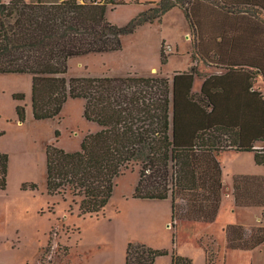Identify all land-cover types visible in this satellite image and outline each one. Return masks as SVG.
I'll list each match as a JSON object with an SVG mask.
<instances>
[{"label":"trees","instance_id":"trees-1","mask_svg":"<svg viewBox=\"0 0 264 264\" xmlns=\"http://www.w3.org/2000/svg\"><path fill=\"white\" fill-rule=\"evenodd\" d=\"M139 3V0H134ZM126 0H0V75H30L36 120L57 118L69 99L84 100L83 116L98 126L80 149L46 148L47 192L79 197L80 215L105 212L115 180L139 168L133 198L171 199L172 220L216 221L225 192L220 155L253 153L264 166V0H161L127 24L109 20V10ZM180 8L199 58L221 73L203 75L193 62L188 71L165 76L66 77L73 58L123 50V37L146 24L162 23ZM164 43V42H163ZM238 51V52H237ZM164 44L161 65L168 63ZM202 77L201 91L194 90ZM25 100L24 92L12 94ZM18 121L27 120L17 105ZM1 117V116H0ZM132 171V172H133ZM9 155L0 152V190L8 186ZM236 207L262 209L264 175L234 174ZM25 182L22 190H38ZM71 207V206H70ZM228 249L252 251L264 244V224L250 231L240 224L224 229ZM176 234L173 235V243ZM206 264H215L217 250ZM171 254L172 264H195L177 249L129 243L125 264H156Z\"/></svg>","mask_w":264,"mask_h":264},{"label":"rangeland","instance_id":"rangeland-1","mask_svg":"<svg viewBox=\"0 0 264 264\" xmlns=\"http://www.w3.org/2000/svg\"><path fill=\"white\" fill-rule=\"evenodd\" d=\"M139 1L126 0L127 5L110 9L109 20L123 26L161 0ZM192 40L183 11L175 7L162 23L146 24L124 36L123 50L71 59L66 77L158 75L172 79L173 71L186 69L189 62L190 66L197 64L203 75L223 72L196 54H187L195 52ZM163 44L167 56H172L164 67L160 61ZM202 80L197 77V89ZM259 87L264 88V83ZM31 90L30 75H0V152L9 155L8 186L0 190V264H125L129 243L170 252L175 247L179 255L190 257L195 264H206L201 242L210 252L217 250L215 264H264V244L252 251L228 249L224 231L229 224L243 225L249 231L264 224L262 209L236 207L232 194L235 173H264L254 163L253 153L227 151L220 155L225 192L212 223L181 220L174 228L170 198L134 199L139 179L135 166L134 171L126 170L115 180L114 195L103 214L83 217L79 197L69 191L65 195L48 194L46 148L55 145L77 151L84 136L97 125L85 120V102L81 99H69L55 119L36 120L30 100L25 97L16 102L12 97L16 92L27 96ZM16 104L26 106L25 123L18 121ZM25 182H35L39 189L22 190ZM156 264H172L171 254L159 257Z\"/></svg>","mask_w":264,"mask_h":264},{"label":"crops","instance_id":"crops-1","mask_svg":"<svg viewBox=\"0 0 264 264\" xmlns=\"http://www.w3.org/2000/svg\"><path fill=\"white\" fill-rule=\"evenodd\" d=\"M28 1H30V0H28ZM50 2H52V0H49ZM141 1H147V2H155V3H158L160 0H141ZM163 21H164V19H163ZM187 54H189V55H192L193 54V52H188ZM172 57V56H171ZM171 57H169V63H170V61H171ZM168 64V63H167ZM164 67V66H163ZM189 67H190V62H189V66L186 68V69H183V68H181V67H177L176 68V70H174L173 71V74H174V72L175 71H188L189 70ZM32 79V78H31ZM197 77H195V82H194V90L196 91V92H199V91H201V87H202V82L199 84V86H198V89H197ZM260 83H264V81H263V79H262V77H259L258 79H257V82L255 83V85H254V89L255 90H259L260 92H262L263 94H264V88L263 87H259V84ZM26 98H27V101L28 100H30V104L32 105V90H31V92L30 93H27V96H26ZM30 98V99H29ZM16 102H18V101H16ZM17 105L18 104H16V107H17ZM16 107H15V109H16ZM28 114V113H27ZM98 130V126H94V129L92 130L91 129V131L92 132H95V131H97ZM253 160H254V156H253ZM254 163H255V161H254ZM256 164V163H255ZM257 165V164H256ZM258 166V165H257ZM260 168H261V170L264 172V166H260ZM235 174H245V173H242V171H239V172H237V173H235ZM261 174H263L264 175V173H261Z\"/></svg>","mask_w":264,"mask_h":264}]
</instances>
